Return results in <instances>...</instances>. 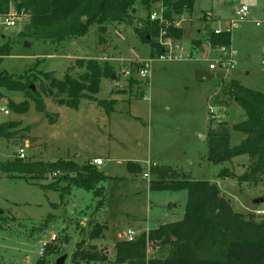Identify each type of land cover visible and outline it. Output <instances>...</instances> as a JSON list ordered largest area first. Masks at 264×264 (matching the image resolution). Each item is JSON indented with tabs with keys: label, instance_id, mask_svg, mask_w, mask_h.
I'll list each match as a JSON object with an SVG mask.
<instances>
[{
	"label": "rangeland",
	"instance_id": "obj_1",
	"mask_svg": "<svg viewBox=\"0 0 264 264\" xmlns=\"http://www.w3.org/2000/svg\"><path fill=\"white\" fill-rule=\"evenodd\" d=\"M141 1L136 0L134 25L148 14ZM242 5L250 15L236 23L223 55L228 58L231 50L235 67L211 72L208 66L220 47H210L205 42L207 34L235 19L234 12ZM9 9H14L12 2ZM256 21L263 24L256 26ZM175 26L183 32V41H173L182 46L183 60L160 59L152 44L143 42L128 23L112 22L103 35L92 26L86 36L61 44L22 36L20 19L14 27L0 26V47L6 46L9 52L0 59V71L19 76L33 70L36 75L50 73L63 79L69 70L79 71L78 59H95L109 63L116 77H102L96 95L100 101L114 100L111 112L88 99L70 108L42 95L44 109L38 111L23 91L0 89V107L11 112L2 124H17L10 135L0 137V164L18 159L19 150L26 154L22 161L31 162L71 160L82 165L99 158L103 164L96 168L112 177L104 185L105 204L98 207L99 198L81 189H72L62 199L59 192L47 188L54 183L51 175L26 180L0 169V264H37L43 255L46 264H54L65 254V264H114L112 244L124 241L128 230H135L139 237L147 232L144 229L152 231L183 220L187 191L150 190L153 166L216 184L233 212L252 215L257 223L264 221V215L256 213L264 202L255 203L263 199L264 181L239 185L235 179H219L225 168L243 175L249 158L240 156L219 165L208 161V135L219 123L230 129V147L245 138L233 130L246 118L242 108L225 95L227 84L234 80L264 93V0H195L192 14L181 16ZM195 35L201 39L199 45L192 41ZM159 39L153 40L163 50ZM145 62H150V74L141 79L137 72ZM124 68H133L132 78L122 74ZM198 72L214 77L197 81ZM130 79L136 83L130 84ZM41 83L48 84L42 75L32 86L37 90ZM10 101L27 102L29 110L15 113ZM65 185L59 184L60 188ZM95 224L106 226L103 239L92 233ZM91 248L106 261L87 263L74 256ZM170 250L169 243L153 242L147 256L164 258Z\"/></svg>",
	"mask_w": 264,
	"mask_h": 264
},
{
	"label": "trees",
	"instance_id": "obj_2",
	"mask_svg": "<svg viewBox=\"0 0 264 264\" xmlns=\"http://www.w3.org/2000/svg\"><path fill=\"white\" fill-rule=\"evenodd\" d=\"M194 1L162 0V19L170 24L167 27L159 20H150L155 0L141 1L148 14L138 25L133 24L132 17L136 11V0H0V15L8 12L12 2L19 19L24 22L22 36L55 44L84 37L92 26L103 35L112 22L128 23L133 25L136 35L143 42L151 43L155 52L161 54L162 49L154 42V37L159 38L161 30H165L166 38L180 42L183 32L175 24L184 14H192ZM230 35L227 31L216 34L213 30L207 34L206 40L213 48L229 47ZM8 55L7 47L1 46L0 59ZM75 65L79 71L74 73L69 70L63 79L50 73L36 75L33 70L19 76L0 71V89L23 91L35 102L38 111L44 109L42 95L70 108H77L82 99H88L111 112L114 100L100 101L96 95L100 92L102 77L112 78L115 75L113 67L95 59H78ZM41 75L48 84L41 83L39 89L33 90L32 85ZM129 83L136 82L130 79ZM225 88L227 98L245 113V121L233 127L245 138L237 146L230 147V129L225 123H219L216 129L211 128L208 135V161L219 165L247 156L249 163L243 175L236 176L225 168L220 172L219 179H235L239 185H258L264 181V93L245 88L234 80ZM9 107L18 114L29 110L27 102L10 101ZM16 126V122L10 121L0 125V137L10 135ZM153 167L155 178L150 181V190L187 191L184 218L144 232L134 242L118 241L114 264H264V221L257 223L252 215L233 212L230 202L223 198L216 184L190 180L170 168ZM0 169L26 180H44L51 175L54 183H49L47 188L59 192L62 199L72 189H81L99 198L98 207L105 204L103 184L111 179L93 165H80L71 160L31 162L18 158L1 163ZM60 182H64L65 187L60 188ZM92 228V233L102 239L106 226L95 224ZM153 242L169 243L171 253L164 258L147 256L148 245ZM91 249L74 256L87 263L106 261L104 255ZM42 257L37 264H46Z\"/></svg>",
	"mask_w": 264,
	"mask_h": 264
},
{
	"label": "built area",
	"instance_id": "obj_3",
	"mask_svg": "<svg viewBox=\"0 0 264 264\" xmlns=\"http://www.w3.org/2000/svg\"><path fill=\"white\" fill-rule=\"evenodd\" d=\"M155 1H156V4L158 3L160 4L162 0H155ZM156 4L154 5V8L150 14V20L151 21L159 20L161 21L162 25H165L166 27L169 26L170 24L166 23L162 19L163 8L161 7V4L160 5H156ZM234 14H235V19L227 21L228 23L224 27L220 26L218 28H215L214 33L219 34L223 31H227L231 33V31L235 28L236 23L244 22L248 19L250 15V10L247 6L242 5L238 9L235 10ZM18 20H19V17L17 13L15 12V10L9 9L7 13L0 15V26L7 27V28L14 27L16 26V22ZM255 24L256 26H261L263 24V21H256ZM165 34H166L165 30H161L160 36H159L160 38L159 44L161 45V47H163V50H162V53L160 54V59L183 60L184 56L180 53L182 52L183 48L179 44L173 43L174 40H171L170 38H166ZM174 48H176V50H179V54H174L175 53ZM227 48L228 47H220L218 49V56L216 60L211 61V63L208 66L209 71L213 72L217 68H222L226 71H229L230 69L235 67L236 62L234 60V53L231 50L229 52V57L223 58L224 53L227 52ZM122 74H124L126 77H130V78L133 77L132 69L124 68L122 70ZM149 74H150V62H145L144 67L139 69V71L137 72V75L141 79H146ZM10 114L11 112L6 106L0 107V124L5 122V119L9 117ZM25 157H26V154L24 150H19L18 158L23 160ZM92 164L94 166L99 167L103 164V161L102 159H94L92 161ZM145 176L148 177V174H145ZM256 213L258 215H264V207L260 208ZM136 238H137V232L135 230L130 229L127 231L125 235V240L127 242H134ZM52 240H55V237H53Z\"/></svg>",
	"mask_w": 264,
	"mask_h": 264
},
{
	"label": "water",
	"instance_id": "obj_4",
	"mask_svg": "<svg viewBox=\"0 0 264 264\" xmlns=\"http://www.w3.org/2000/svg\"><path fill=\"white\" fill-rule=\"evenodd\" d=\"M147 38H149V37H147ZM213 77H214L213 74H210V73H206V72H198L197 73V81H203V80H206V79L210 80ZM112 79H116L115 75L112 76ZM32 89L35 90L34 87H32ZM263 202H264L263 199L255 201L256 204L263 203ZM67 257L68 256L66 254L61 256L60 258H58L55 261L54 264H65V261H66Z\"/></svg>",
	"mask_w": 264,
	"mask_h": 264
},
{
	"label": "crops",
	"instance_id": "obj_5",
	"mask_svg": "<svg viewBox=\"0 0 264 264\" xmlns=\"http://www.w3.org/2000/svg\"><path fill=\"white\" fill-rule=\"evenodd\" d=\"M193 40H195V41H193ZM205 40H206V39H205ZM181 41H183V37H182V40H181ZM192 41L195 43V45H199L200 42H201V39L199 40V38H197L196 35H195L194 38L192 39ZM205 42H207V41H205ZM207 43H208V42H207ZM180 46H181V45H180ZM181 47H182V46H181ZM194 51H195V50H194ZM194 51H193V52H194ZM96 159H99V158H96ZM93 160H94V159H92V160L90 161V164H91V165H93V164H92V161H93ZM55 162H56V161H55ZM76 162H77V161H76ZM78 163H79V162H78ZM93 166H94V165H93ZM95 167H97V166H95ZM105 175H107L108 177H110V175H108V174H106V173H105ZM111 179H112V177H111ZM104 185H105V184H103V186H104ZM66 197H67V196H66ZM183 218H184V217H183ZM144 231H148V230H145V229H144ZM124 235H126V234H124ZM53 237H54V235L51 237V240H52ZM124 237H125V236H124ZM102 239H103V238H102ZM104 240H105V239H104ZM104 240H102V241H104ZM115 244H116V242H114V244H112V247L115 246ZM44 245H45V244H43V247H44ZM92 249H93V248H92ZM93 251H94V250H93ZM67 256H68V255H67ZM67 259H68V257H67ZM67 259H66V261H67ZM66 261H65V263H66Z\"/></svg>",
	"mask_w": 264,
	"mask_h": 264
}]
</instances>
